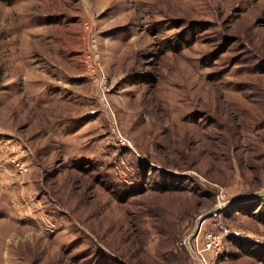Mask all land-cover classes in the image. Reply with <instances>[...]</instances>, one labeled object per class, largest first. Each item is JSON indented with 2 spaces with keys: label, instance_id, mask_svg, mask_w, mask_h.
I'll return each mask as SVG.
<instances>
[{
  "label": "rangeland",
  "instance_id": "374dc122",
  "mask_svg": "<svg viewBox=\"0 0 264 264\" xmlns=\"http://www.w3.org/2000/svg\"><path fill=\"white\" fill-rule=\"evenodd\" d=\"M263 186L264 0H0V264H197ZM261 213L207 264H264Z\"/></svg>",
  "mask_w": 264,
  "mask_h": 264
},
{
  "label": "water",
  "instance_id": "95a60500",
  "mask_svg": "<svg viewBox=\"0 0 264 264\" xmlns=\"http://www.w3.org/2000/svg\"><path fill=\"white\" fill-rule=\"evenodd\" d=\"M264 199V186L251 194L248 195H241V196H237L234 197L228 201L225 202H221L218 205H215L213 207H211L210 209H208L207 211L201 213L194 222V227L192 229V231L184 238L183 240V245L186 248L188 254L190 255V257H192L194 259V261L197 264H204L203 261L201 260V258L199 257V255L196 253V251L192 248L191 246V240L197 235L201 225L203 224V222L212 217L217 215L218 213H220L224 208L230 207L236 203L239 202H244V201H261Z\"/></svg>",
  "mask_w": 264,
  "mask_h": 264
},
{
  "label": "built area",
  "instance_id": "2783aa9c",
  "mask_svg": "<svg viewBox=\"0 0 264 264\" xmlns=\"http://www.w3.org/2000/svg\"><path fill=\"white\" fill-rule=\"evenodd\" d=\"M95 58V50L92 49L89 56L87 57L88 66H91V72H95L98 76H96V80L98 81V85L103 90L106 85V77L104 76L101 68L98 64L94 62ZM202 229L200 228L197 235L192 239V244L195 246L196 253L199 255L204 264H207V260L204 251H210L216 255L221 252V241L222 237L220 233L217 232H206L204 235H200Z\"/></svg>",
  "mask_w": 264,
  "mask_h": 264
},
{
  "label": "trees",
  "instance_id": "16d2710c",
  "mask_svg": "<svg viewBox=\"0 0 264 264\" xmlns=\"http://www.w3.org/2000/svg\"><path fill=\"white\" fill-rule=\"evenodd\" d=\"M257 204H259V206L264 207V200L257 202ZM257 219L264 223V214L262 215V213L260 215H258ZM249 243H251L250 241H237V247L242 250L244 252V254L249 255L251 257L257 258L259 261L264 262V246H263V250L261 249H255L254 247H250V245H248Z\"/></svg>",
  "mask_w": 264,
  "mask_h": 264
},
{
  "label": "bare ground",
  "instance_id": "6f19581e",
  "mask_svg": "<svg viewBox=\"0 0 264 264\" xmlns=\"http://www.w3.org/2000/svg\"><path fill=\"white\" fill-rule=\"evenodd\" d=\"M262 10V9H261ZM255 13V12H254ZM256 15V13L255 14H253L252 16H251V18L253 17V16H255ZM243 104V103H242ZM232 106V105H231ZM238 109H241V107H237ZM247 108V107H246ZM245 108V109H246ZM243 109V108H242ZM247 109H249V108H247ZM254 109V108H253ZM251 111V110H250ZM263 111V110H262ZM261 111V114L263 113ZM237 113V112H236ZM260 113V112H259ZM251 114H253V112L251 113ZM249 115V114H248ZM248 115H247V117H248ZM254 115V114H253ZM226 117V116H225ZM255 117V116H254ZM228 118V117H227ZM256 118H257V116H256ZM223 120V119H222ZM229 120V119H228ZM252 122V121H251ZM227 123V122H226ZM228 124H230L229 122H228ZM235 124V123H234ZM235 126H236V124H235ZM236 134V133H235ZM180 141L181 142H183V143H185V142H190V137H188L187 135H186V137H184L183 139L181 138L180 139ZM185 141V142H184ZM13 237V236H12ZM10 238V237H9ZM14 240V239H13ZM10 242V241H9ZM11 245V244H10ZM9 247H11V246H9Z\"/></svg>",
  "mask_w": 264,
  "mask_h": 264
}]
</instances>
